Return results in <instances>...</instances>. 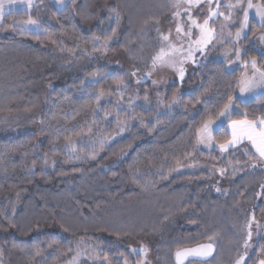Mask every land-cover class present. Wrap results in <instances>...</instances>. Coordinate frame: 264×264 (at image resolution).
Segmentation results:
<instances>
[{
  "label": "trees",
  "instance_id": "16d2710c",
  "mask_svg": "<svg viewBox=\"0 0 264 264\" xmlns=\"http://www.w3.org/2000/svg\"><path fill=\"white\" fill-rule=\"evenodd\" d=\"M109 2L108 19L116 7L125 15L119 30L114 24L102 34L107 19L99 14ZM130 3L95 0L78 10L80 21L71 4L58 10L37 0L32 10L6 14L0 23V117L32 115L41 123L38 134L0 138V264H67L80 243L98 247L104 264H129L126 247L143 239L160 264H174L178 250L211 242L230 223L251 218L260 225L259 239L247 264L264 260L259 175H235L226 198L211 194L212 184L186 183L191 174L166 181L197 150L198 129L236 96L242 69L208 60L182 84L159 92L130 85L124 71L89 66L100 34L98 43L117 53L123 47L119 54L135 68L158 50L153 30L167 11L154 17L130 11ZM30 19L40 32L23 31ZM96 19L103 24L85 33L83 25ZM263 29L253 21L249 37ZM247 58L264 64L254 47ZM118 84L123 91H114ZM236 104L249 119L264 113V96ZM213 136L218 145L230 138L225 126ZM217 153L204 154L224 168L238 164L240 172L257 160L240 149L222 159Z\"/></svg>",
  "mask_w": 264,
  "mask_h": 264
},
{
  "label": "rangeland",
  "instance_id": "374dc122",
  "mask_svg": "<svg viewBox=\"0 0 264 264\" xmlns=\"http://www.w3.org/2000/svg\"><path fill=\"white\" fill-rule=\"evenodd\" d=\"M37 0H3L4 3V13L3 16H0V23L2 22L3 17L6 14L11 12H28L32 10L35 6ZM58 10H62L68 4H71L72 10L76 14L77 19L81 21L80 16H78V10L80 8L89 9L95 3V0H49ZM176 0H131L130 3V11L135 7V9L140 11H148L152 12L155 17L156 13L166 12L167 15L164 19L163 24L158 29L153 30V34H155L158 40V50L153 55V57L159 52L161 45H167L168 42H165L161 38V34L167 35L171 30V35L169 36V40L173 41L176 46H179L180 41L176 40L177 33L175 31L178 23L187 20V14L184 13L183 8L180 9L181 16L175 17L173 14L176 11V8L173 7V4ZM221 4L226 3H235L236 0H219ZM253 5H257L259 3L254 2L252 0ZM216 0H213V9H215ZM113 6L110 2L106 3L101 7L100 17H106V24L101 29L102 34H105L106 31L113 26L117 25V30H119L122 26V18L121 15H125L124 12L115 8V11L110 14L109 17L115 18L119 15V23H115L114 19H108L109 9ZM246 6V0H245ZM221 11L227 12V9H220ZM234 13L237 10H232ZM255 7L249 10V20L248 27L244 29L241 34L239 40H237L235 33L240 30V24L243 21V14L238 13L233 15V17L229 20H225L224 17H214L213 20L209 21V26L214 29L215 35L210 44L207 45L203 49V51L195 50L198 46L194 43V41L198 38L199 33L197 29H193V34L191 37V41H188L187 38L184 40L185 49L188 47V43L191 42L192 48L194 50L193 57L191 59L183 60L182 63H176L175 66H164L157 67L155 70L152 69V59L149 62L144 63V68H141L143 64L141 61L137 63L140 68H135L131 66L127 60V58L123 57L119 53L124 50L122 47L119 53L114 50H109L108 45H102L98 43V41L102 38L101 34L96 36L93 40L92 52L89 54L91 57H94L95 60H92L89 64L96 65L97 67L102 68L104 66L109 67L111 70L116 69L119 71H124L127 73L130 85L135 87H140L143 85H149L154 90L159 92H164L170 85L173 84H182L187 77L191 75V73L195 72L198 67H200L204 62L208 60H214L217 62H224L227 64L229 70H234L237 68L242 69L241 77L247 73L249 77L252 76L255 71L251 62L253 60L256 61L257 68L260 71H264V64L259 66L258 58H247L243 61L244 56L247 51L252 47L256 48L260 53H264V29L255 32L251 37H249V30L253 23V21L259 25H261L260 17L255 15ZM193 18H196L198 22L202 23L203 19L208 16V8L206 7V2H202L199 7L193 8L191 11ZM103 20L96 19L89 25L84 24L83 30L85 33H89L92 29L97 28L102 25ZM187 28V25H184ZM159 30V31H158ZM23 31L27 33H37L40 32V26L36 23L35 25L28 24L27 22L23 24ZM231 33V35H229ZM116 35H114L115 37ZM120 37V34L117 35V38ZM128 37V36H127ZM98 38V39H96ZM126 39V40H125ZM125 43L129 40L125 37ZM236 51L240 52V58L237 59ZM179 54L173 53L172 58L177 57ZM183 55H187L185 51ZM245 62H247V66L245 67ZM81 67L83 65H80ZM183 68L184 77L183 80L180 79L179 76V68ZM135 73V75H132ZM260 74L256 72L254 83H259ZM140 81L137 83V81ZM153 81H156L154 84ZM264 96V87H258L252 93H245L244 96L240 97V89L238 93L233 98V104L236 106L233 110V115L236 113L243 114L242 109L236 104V101H240L241 103H247L252 100H255L259 97ZM243 101V102H242ZM232 115V116H233ZM232 118V117H231ZM232 120V119H231ZM231 120H226L224 117L219 116L218 119L213 120L214 123L212 125V141L210 145L206 143L197 144V150L191 155L189 161L186 163L184 167L177 168L172 177L168 178L166 181L170 183L172 179L184 175L191 174L195 176L189 180H186V183H192L194 181L200 184H212L214 187V192L211 194H218L219 196L226 198L231 193L232 183L235 180L238 173L247 175H259L261 177V186L260 189H264V161H261L258 158V155H254L255 159L249 166L244 167L243 172H240V165H230V166H221L218 165V161L213 159L210 160V157L205 155L212 154L214 151H217L218 158L222 159L225 155L232 150L240 149L245 152L247 149L250 153L255 154V149L245 141L242 144L237 145L235 148H229L228 151H222L219 145L216 142L213 134L218 131L221 127L225 126L228 135H231V128L229 124ZM41 129V123L39 117H34L32 115H23L16 114L10 116H1L0 117V138H10L16 137L21 134H38ZM198 136V135H197ZM43 139L39 138L38 142H42ZM243 176V177H244ZM231 227L229 230H223L218 234L211 242L215 246V255L213 259L207 263H196L191 262L189 264H247V261L255 251L257 247V242L259 239V223L254 221L252 218L250 220L246 219L244 223H230ZM233 229V230H232ZM251 232V238H248V233ZM232 237V240H228L221 243L224 239ZM119 243V242H118ZM248 244V247H245V244ZM120 244V243H119ZM202 244V243H201ZM199 245V244H198ZM187 248V247H186ZM136 251H133V250ZM146 249L147 251H142ZM126 250L131 255L133 263L129 264H160L161 261H158L153 253V247L149 244L147 239L139 240L131 243L126 247ZM67 264H104L103 259L100 258V249L93 244L89 243H80L76 248V253L74 258L68 262ZM259 264V263H258Z\"/></svg>",
  "mask_w": 264,
  "mask_h": 264
},
{
  "label": "snow or ice",
  "instance_id": "6c2138e0",
  "mask_svg": "<svg viewBox=\"0 0 264 264\" xmlns=\"http://www.w3.org/2000/svg\"><path fill=\"white\" fill-rule=\"evenodd\" d=\"M11 2V0H10ZM202 2H206V7L208 8V16L203 19V22L200 23L196 18H193L191 11L193 8L199 7ZM173 7L176 8L174 12L175 17L181 16L180 9L183 8L184 13L187 14V20L182 21L177 24L176 26V40L180 41L179 46L173 41L169 40V36L171 35V30L169 34L164 35L161 34V38L163 41L168 42L167 45H161L159 52L153 57L152 59V69L155 70L158 66H175L176 63H182L183 60L191 59L194 54V50L192 48L191 42L188 43V47L185 49L184 47V40L187 38L188 41H191V37L193 34V29H197L199 36L194 41V43L198 46L195 50L203 51L208 44H210L214 38L215 31L213 28L209 26V21L213 20L214 17L222 16L225 20H229L233 17V15L242 13L243 14V21L240 24V30L235 33L237 40L241 37L242 32L245 28L248 27V20H249V10L255 7V15L260 17L261 25L264 26V0L257 5H253L252 0H236L235 3H226L221 4L219 0H216L215 9H213V0H176L173 4ZM227 9L228 11H221L220 9ZM237 10L234 13L232 10ZM4 13V3L3 0H0V16H3ZM109 19H114L115 23H119V15L115 18L109 17ZM28 24L35 25L36 21L29 20L27 21ZM187 25V28L184 25ZM114 31V29H113ZM159 31V30H158ZM231 35V33L229 34ZM98 39V38H96ZM264 39V37H261ZM187 52V55H183L184 52ZM176 53L179 54L177 57L172 58V54ZM237 59L240 58V52L236 51ZM245 67L247 66V62H245ZM252 68L255 70L251 77L245 73L239 80V89H240V97L242 98L245 93H252L258 87H264V71H260L257 68L256 61L253 60L251 62ZM179 76L180 79L183 80L184 77V70L183 68H179ZM256 72L260 74V81L259 83H254ZM93 76L96 73H92ZM135 75V73H132ZM140 81L138 80L137 83ZM155 84L156 81H153ZM124 85L118 84L117 88L114 91L121 92L123 91ZM102 95V93H101ZM99 98V97H98ZM145 99H147V95H145ZM243 102V101H242ZM236 106L233 104V98L231 96L228 97L227 102L224 104L222 110L219 112V116L224 117L226 120H231L233 115V110ZM239 115L240 113H236ZM244 119H237L231 120L229 127L231 128V135L230 138L227 139L224 143L219 144V147L222 151H228L229 148H235L237 145L244 143L247 141L252 148L255 149V154L250 153L247 149L245 150V154L253 157L254 155H258V158L261 161H264V113H261L259 116L249 119L247 113H244ZM214 121L209 119L203 123V126L198 129V142L199 143H206L210 145L212 141V132H213V125ZM248 238H251V232L248 233ZM214 239L213 236H209L208 240L212 241ZM249 245L246 243L245 247ZM133 251H136L135 249ZM142 251H147L143 249ZM213 252V244H199L195 248H186L184 250H178L176 252L177 261L180 264H183V260L187 259L188 257H207L210 256ZM107 259V258H105ZM124 264H127V260H125ZM238 264L240 262L238 261ZM260 264H264V260L260 261Z\"/></svg>",
  "mask_w": 264,
  "mask_h": 264
},
{
  "label": "water",
  "instance_id": "95a60500",
  "mask_svg": "<svg viewBox=\"0 0 264 264\" xmlns=\"http://www.w3.org/2000/svg\"><path fill=\"white\" fill-rule=\"evenodd\" d=\"M202 244H207V243H202ZM198 245L192 246V247H187V248H195ZM186 248L180 249V250H184ZM215 246L213 245V252L210 256L207 257H188L187 259L183 260V264H189L191 262H196V263H207L209 261H211L215 255ZM176 254V252H175ZM174 254V264H180V262L177 261L176 255Z\"/></svg>",
  "mask_w": 264,
  "mask_h": 264
},
{
  "label": "crops",
  "instance_id": "0c3cea01",
  "mask_svg": "<svg viewBox=\"0 0 264 264\" xmlns=\"http://www.w3.org/2000/svg\"><path fill=\"white\" fill-rule=\"evenodd\" d=\"M260 264V263H259Z\"/></svg>",
  "mask_w": 264,
  "mask_h": 264
}]
</instances>
